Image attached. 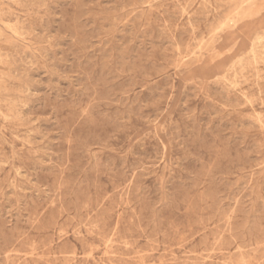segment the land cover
Masks as SVG:
<instances>
[{"label":"rangeland","instance_id":"obj_1","mask_svg":"<svg viewBox=\"0 0 264 264\" xmlns=\"http://www.w3.org/2000/svg\"><path fill=\"white\" fill-rule=\"evenodd\" d=\"M0 264H264V0H0Z\"/></svg>","mask_w":264,"mask_h":264},{"label":"bare ground","instance_id":"obj_2","mask_svg":"<svg viewBox=\"0 0 264 264\" xmlns=\"http://www.w3.org/2000/svg\"><path fill=\"white\" fill-rule=\"evenodd\" d=\"M251 45V44H250Z\"/></svg>","mask_w":264,"mask_h":264}]
</instances>
